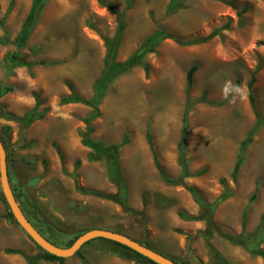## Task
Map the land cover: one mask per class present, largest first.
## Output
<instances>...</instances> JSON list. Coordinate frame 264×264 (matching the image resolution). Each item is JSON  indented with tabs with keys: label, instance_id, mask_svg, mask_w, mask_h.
<instances>
[{
	"label": "rangeland",
	"instance_id": "374dc122",
	"mask_svg": "<svg viewBox=\"0 0 264 264\" xmlns=\"http://www.w3.org/2000/svg\"><path fill=\"white\" fill-rule=\"evenodd\" d=\"M170 2L135 0L133 8L126 9L125 0H47L27 48L21 52L25 61L44 65L15 68L8 74L4 60L15 50V38L30 6L27 0H0V19L11 7L6 17L9 42H0V83L14 88L0 99V138L7 150L11 184L22 187L37 212L41 230L64 245L102 227L145 239L143 229L151 224L145 214H129L119 203L76 189L78 185L86 191L119 194L108 178L106 160L90 161L92 151L82 144L80 132L85 131L93 109L62 103L72 91L87 100L94 96V84L104 69V37L114 38L118 27L113 8L122 13L125 23L117 61L132 57L158 30H166L173 39L145 56L148 73L137 66L112 83L100 104L101 116L92 124V139L110 145L127 137L129 143L122 147L129 151L147 145L150 135L169 179L179 181L169 184L171 188L186 191L194 185L208 205L225 190L232 193L214 212L199 206L194 198L186 204L188 209L196 207L207 228L212 227L207 218H212L217 229L211 230L209 239L203 232H183L188 245L203 242L196 248L198 257L192 264H219L211 246L227 259L238 256L239 264H264L262 257L245 250L246 259L241 258L243 254L224 251L228 241L221 234H253L264 215V127L249 146L237 181L231 177L241 143L256 121L250 90L264 117V0H183L173 12L168 11ZM212 34L211 39L194 43ZM3 36L0 26V38ZM192 66L198 68L189 96L192 107L186 141L192 176L182 179L177 148L186 106V77ZM230 85L240 87L243 95L230 91L225 98L223 90ZM35 108L41 117L25 127L19 119ZM8 113L19 119L7 118L4 114ZM34 178H39L38 184L29 187ZM10 212L0 185V264H30L27 258L36 259V264H61L41 259L45 251L9 217ZM100 245L103 250L93 253L87 264L102 263L104 255L120 259L119 264H147L134 255L123 257L114 245ZM202 251H208L209 258ZM82 252L86 254V248ZM63 264L82 263L75 255Z\"/></svg>",
	"mask_w": 264,
	"mask_h": 264
},
{
	"label": "trees",
	"instance_id": "16d2710c",
	"mask_svg": "<svg viewBox=\"0 0 264 264\" xmlns=\"http://www.w3.org/2000/svg\"><path fill=\"white\" fill-rule=\"evenodd\" d=\"M47 0H32V7L30 9V12L28 13L27 17L25 18L21 30L19 31L18 35L15 38L14 41V47L15 50L13 52H10L6 55L5 60H4V66L5 68L8 69V74L11 73L15 68L19 67H27V68H32L33 66H42L44 65V62H36V63H29L22 59L21 52L22 50L25 49L31 34L33 33L35 26L37 25L39 18L43 12V9L45 7ZM183 2V0H171L168 11L173 12L175 11L179 5ZM126 3V9H131L133 8L135 4V0H125ZM109 7V6H108ZM110 8V7H109ZM113 13H115L118 17V27L116 31V35L114 38L110 37H104V42H105V47H106V56L104 59V69L102 71L101 76L96 80L94 84V96L91 99H85L83 97H80L77 95L75 92H71V95L68 97H65L62 99L63 104H84L90 108L93 109L92 113L88 116L86 120V129L85 131L80 132V136L82 137V144L83 146L91 149V154L89 155V160L90 161H99V160H106L107 162V173H108V178L109 180L115 184L119 190V194L111 195V194H104L99 191H86L85 189H82L80 186H76V189L82 193L85 194H93L96 195L100 198L103 199H108L111 201H114L116 203L121 204L126 212L129 214L136 215L137 212H134L132 209L127 207V196H128V184L126 182V179L122 173L121 165H120V150L122 146L127 145L129 143V139L126 137L122 143L120 144H110L107 145L104 142L101 141H94L92 139V135L95 132L94 126L92 125L100 116H101V111L99 109L100 104L102 100L105 98L107 95V92L112 85V83L120 76L128 73L132 68L141 66L144 68L145 72L148 73L150 68L149 65L145 62V56L147 54L153 53L156 51V49L160 46V44L167 40V39H173V36L168 33L166 30L161 29L152 34L150 37H148L145 41V43L137 50V52L130 57L128 60L125 62L121 63L117 61V55L118 51L121 45L122 37H123V32L125 29V23L123 20V15L119 11L110 8ZM11 12V7L7 9L5 13V17L0 19V26L4 30V36L0 38V42L2 43H7L9 42V31L7 30L6 27V17L10 14ZM216 33V32H214ZM218 34V33H216ZM214 36L212 34L206 39L198 40L194 43H200V42H205L209 39H211ZM197 66H192L189 71L187 72V77H186V88H185V95H186V106L183 112V117H182V133H181V139L178 144V151H179V165L181 167V176L180 178H187L191 177L192 173L189 171V164L188 160L186 158V141L188 138V135L190 133V125H189V113L190 109L192 107V103L190 101V91L193 87L194 84V76L197 72ZM253 86V80L250 81L249 87L252 89ZM14 91L13 87L9 86H4L3 84L0 83V99L5 96L6 94H9ZM250 98L251 102L255 111L256 115V121L253 126V128L250 130L246 138L242 141L241 143V148L240 152L238 154L237 160L235 162L234 168L231 173V177L234 179V181H237L241 168L244 165L245 158H246V153L248 151L249 146L253 143L255 136L260 132V130L264 127V117H262L257 110L255 103H254V97L251 93L250 90ZM7 118L12 117L16 118V115L13 113H8L7 115L4 114ZM41 117V115L37 114V108L33 109L31 112L27 113L25 117L22 119H19L25 127H28L30 123L35 121L37 118ZM148 142L150 145H152L151 141V136L148 135ZM56 150L60 156V159L62 162H64V156L59 149V147L55 146ZM155 163L157 168L160 170L161 175L163 180L167 184H179V181H173L169 178L166 177L163 168L160 165V162L158 161L157 157L155 156ZM221 184L225 185L226 180L222 179ZM13 187V186H12ZM14 193L16 195L17 200L20 203V206L25 213V215L28 217V219L33 223V225L52 243L55 245L61 246V247H69L71 246L75 240L79 237H74L70 239V241L67 242V244H62L56 240H53L51 237L47 236L43 230L39 226L40 225V219L37 216V212L33 208L32 205H29L28 200H27V195L24 194L22 187L16 186L13 187ZM187 190L193 195L194 199L196 202L204 209L210 210V212H214L215 209L219 204L224 202L226 199L232 196V193L229 190H225L224 193L219 197V199L212 205H208L205 203L203 200L200 191L195 188V187H187ZM122 194H121V193ZM121 194V196H120ZM119 195V196H118ZM256 197V193L252 196V200H254ZM122 198V199H119ZM143 215V214H141ZM181 217L188 219V220H198L199 218H194L187 216L185 214H180ZM9 217H13L12 213H9ZM211 218V217H210ZM212 219V218H211ZM207 218V221L212 224V227L210 226L208 230L206 231V238L209 239L211 236V230L213 228L216 229V226L212 222V220ZM245 219H246V214L244 215V222L243 224L245 225ZM42 224H44L42 222ZM264 215L262 216L261 224L256 232L253 234H246L245 232H242L239 235H228V234H223V237L227 240H229L232 244L242 246L248 253H250L253 256H260L264 260V250L261 249V245L264 244ZM214 230V229H213ZM212 230V231H213ZM217 230V229H216ZM119 232V231H115ZM121 233V232H119ZM84 234V233H83ZM82 235V234H81ZM80 235V236H81ZM93 241H101L105 242L107 244L114 245L115 249H119L121 253L124 255L123 257H131V255H134L136 260H139L141 262H145L147 264H156L149 260L148 258L136 253L132 249L121 245L119 243L106 240L103 238L99 239H94ZM91 242V241H90ZM88 242L83 246V248L90 244ZM142 245H145L149 247V244L139 242ZM41 249V247H39ZM82 248V249H83ZM150 248V247H149ZM78 251L76 253V256H80L82 264H87V261L85 258L81 255V251ZM42 250V249H41ZM113 250V251H114ZM212 254L215 256V259L219 264H231L228 262L222 254H220L216 249H214L213 246H211ZM119 251L117 254H119ZM19 253V252H17ZM116 253V252H114ZM30 264H36V259H30L27 258ZM41 259H43L46 262H59L63 264L65 262V258H59L56 257L52 254H49L47 252L43 253L41 256ZM172 259V258H171ZM175 260V259H174ZM177 261V260H175ZM181 263V262H180ZM181 264H184L183 262Z\"/></svg>",
	"mask_w": 264,
	"mask_h": 264
},
{
	"label": "crops",
	"instance_id": "0c3cea01",
	"mask_svg": "<svg viewBox=\"0 0 264 264\" xmlns=\"http://www.w3.org/2000/svg\"><path fill=\"white\" fill-rule=\"evenodd\" d=\"M27 4H29V8L31 9L32 0H27ZM30 9H28V11L26 12V17L30 12ZM132 148L133 149L127 151L126 147H122V149L120 150V165L129 184L127 198L128 207L134 212L145 214V218L148 219V222H150L151 224H147L146 229H143V233H145V239L130 236L129 234L122 231L119 232L138 242L149 244V247L152 250L170 259L172 258V260L175 259L178 263L183 262L184 264H192V260L196 262V259L198 257L196 248L199 247L200 249V246H203V242L201 241L200 244H194L190 246L188 245V240L184 238V235L182 234L183 232H185V230H189L192 234H197V232H203V234H206L208 228L206 223L204 221H201L198 217V213L195 211L196 207L192 205L193 209H188L186 206V204H188V201L191 203V200L194 198L193 195L188 190H186L187 192L181 191L179 189L174 190L163 180L161 172L157 168L155 163V156L157 157L159 162L160 160L158 155L154 151V146L152 147L150 143H148L147 145L142 144L140 146H133ZM160 165L163 168L166 177L169 178L161 162ZM189 187L197 188L194 185H191ZM146 200L148 201V204H146ZM194 200L195 199H193V201ZM180 214H185L187 216L199 219L188 220L181 217ZM95 229L112 230L103 227ZM202 240H204V238ZM227 241L229 244H223L224 251L229 250L234 253L243 254L241 258L246 259L244 254L248 252L242 246L234 245L229 240ZM100 244H102L101 241H93L89 245H86L84 248L82 247L83 249L81 248L82 251L86 248V254L81 251V255L85 258L87 263H89V258L93 255V253L98 254V249H100V252L103 250ZM244 250L246 253L244 252ZM201 255L209 258L208 251H202ZM222 256L231 264H239V262H237L238 256L231 255L229 256V259H227L225 255ZM101 261L102 263L100 264H119L120 262H122L120 259L109 255H104ZM124 264L131 263L124 261Z\"/></svg>",
	"mask_w": 264,
	"mask_h": 264
},
{
	"label": "water",
	"instance_id": "95a60500",
	"mask_svg": "<svg viewBox=\"0 0 264 264\" xmlns=\"http://www.w3.org/2000/svg\"><path fill=\"white\" fill-rule=\"evenodd\" d=\"M38 182H39V178H34L31 179L27 185L29 187L36 186ZM0 185L5 201L17 223L26 232V234L39 247H41V249H43L45 252L49 254H52L59 258L67 259L76 255V253L80 251L81 248L88 242L94 239L103 238L124 245L132 249L136 253L148 258L149 260H151L156 264H180L152 250L151 248L142 245L138 241L122 233L107 229H92L90 231H87L81 236H79L75 240V242L69 247H61L52 243L28 219V217L23 212L19 201L16 198L9 176L7 150L1 138H0Z\"/></svg>",
	"mask_w": 264,
	"mask_h": 264
},
{
	"label": "clouds",
	"instance_id": "9594fccd",
	"mask_svg": "<svg viewBox=\"0 0 264 264\" xmlns=\"http://www.w3.org/2000/svg\"><path fill=\"white\" fill-rule=\"evenodd\" d=\"M230 91L233 93H236V94H240L241 96L243 95L242 89L240 87L230 85L228 87H225L223 90V94H224L225 98H228Z\"/></svg>",
	"mask_w": 264,
	"mask_h": 264
}]
</instances>
